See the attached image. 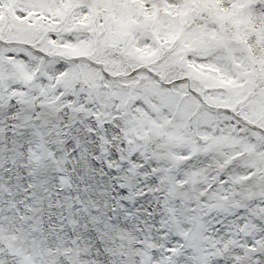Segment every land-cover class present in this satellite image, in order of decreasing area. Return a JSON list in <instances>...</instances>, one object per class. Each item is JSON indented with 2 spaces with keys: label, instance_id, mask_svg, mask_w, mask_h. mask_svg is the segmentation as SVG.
<instances>
[{
  "label": "snow or ice",
  "instance_id": "6c2138e0",
  "mask_svg": "<svg viewBox=\"0 0 264 264\" xmlns=\"http://www.w3.org/2000/svg\"><path fill=\"white\" fill-rule=\"evenodd\" d=\"M0 264H264V0H0Z\"/></svg>",
  "mask_w": 264,
  "mask_h": 264
}]
</instances>
